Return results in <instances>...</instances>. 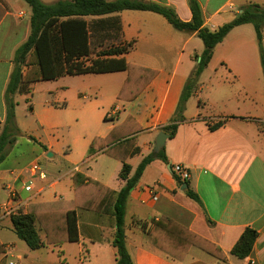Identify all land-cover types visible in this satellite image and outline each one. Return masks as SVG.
I'll use <instances>...</instances> for the list:
<instances>
[{
    "label": "crops",
    "instance_id": "0c3cea01",
    "mask_svg": "<svg viewBox=\"0 0 264 264\" xmlns=\"http://www.w3.org/2000/svg\"><path fill=\"white\" fill-rule=\"evenodd\" d=\"M141 1L171 8L182 22L191 20L188 0ZM197 1L203 27L210 31L230 22L249 4L264 8V0ZM30 15V8L23 1L0 0V132L13 55L30 33ZM111 16L120 21V41H134L131 51L123 55L124 60L156 72L155 76L131 101L117 98L126 72L69 76L79 79L74 93L82 128L66 138L38 139L39 147L32 146L24 160L13 152L17 138L0 163V193L2 190L5 194L0 197V244L5 247V253H0V264H5L7 257L13 260L8 264H116L112 211L115 194L125 185L119 178L122 165L130 167L131 177L141 161L155 152L156 139L159 133H165L162 128L176 111L196 65L194 56L201 54L203 44L196 33L176 31L162 16L152 12L123 11L108 17ZM254 39L253 26L244 24L233 28L215 46L210 62L198 78L194 95L185 104L184 121L175 135L164 142L167 162L152 161L131 189L126 200L124 231L125 246L133 264H264V73L255 56L248 66L239 55L243 47H252ZM63 79L44 82L59 83ZM37 83L42 82L31 84L30 90ZM64 85L68 84L64 82L56 89H68ZM46 92L53 94L50 88ZM18 95L25 94H15L13 99ZM115 106L120 111L111 115ZM128 119L131 122L123 131L139 129L126 137L134 139L136 149L124 163L104 153L118 141L90 152L94 139L107 137ZM216 123L221 126L210 131L209 126ZM16 124L21 135L17 120ZM39 124H43L42 119ZM122 151L116 146L113 153L121 156ZM32 163H39L47 178L35 179L33 190L24 192L21 184L28 179L25 170ZM175 165L186 168L188 180L182 181L174 174ZM75 173L101 186L97 197L90 196V202L98 210H74L77 242L45 244L30 250L16 237L11 215L4 210L9 196L7 186L18 192L19 214H26L28 209L42 204L73 201ZM105 190L109 194L101 202ZM187 191L198 196L201 204L190 199ZM60 221H64L63 214ZM151 221H171L212 243L226 255V263L195 247L188 249L181 262L174 260L149 243ZM36 228L45 243L46 235L38 222ZM246 228L255 230L257 237L250 255L241 260L230 255V251Z\"/></svg>",
    "mask_w": 264,
    "mask_h": 264
},
{
    "label": "trees",
    "instance_id": "16d2710c",
    "mask_svg": "<svg viewBox=\"0 0 264 264\" xmlns=\"http://www.w3.org/2000/svg\"><path fill=\"white\" fill-rule=\"evenodd\" d=\"M21 1L26 3L31 11L30 33L26 41L15 50L12 59L13 69L4 96L6 111L4 125L0 132V163L4 161L8 150L20 136L15 120L13 97L15 94H29L31 84L54 81L66 76L126 72V79L117 98L131 101L155 76L156 72L124 60L123 55L131 51L134 41L119 42L117 46L93 53L92 39L99 34L102 38L108 37L109 32L112 31L115 32V36L120 35V21L117 17H108L110 15L123 11L152 12L162 16L176 31L187 34L196 33L202 41L203 51L199 56H194L196 65L182 90L176 111L168 125L162 128V131L170 138L175 135L178 125L184 121L185 104L194 95L198 78L210 62L213 49L233 28L244 24L253 26L260 65L264 73V45H262L264 42V8L257 4L243 7L230 22L210 31L203 27V16L197 0H188L191 13L189 22H182L169 7L141 0H59L52 4H45L41 0ZM88 17L96 19L88 22L85 20ZM29 110H31L30 107ZM129 122H131L130 119L126 120L120 128L113 129L103 139H94L90 144V152L118 141L113 147L104 150V153L124 163L125 158L133 154L136 149L134 139H126V137L139 129L135 127L133 132L123 131ZM220 126L221 123H216L209 126V130L214 131ZM116 146L123 150L121 156L113 153ZM154 160L167 162L164 148L146 156L131 177H129L130 167L127 164L122 165L119 173V178L125 181V185L115 194L112 211L116 225L112 240L116 264H133L125 246L126 200L146 166ZM73 185L75 192L73 201L42 204L34 209H28L26 214L11 216L10 220L16 237L23 241L30 250L40 249L45 244L57 245L78 241L74 210L79 208L97 211V206L90 202V196L94 194L97 197L102 188L79 173L73 175ZM105 194H109V191L105 190L101 202L106 199ZM186 194L190 199L201 204L198 196L193 192L187 191ZM62 214L64 221L61 222ZM36 222L45 232V243L40 240ZM139 225L142 228L145 227L144 223H139ZM256 237L255 230L246 228L230 251V255L241 260L247 258L252 251ZM148 241L153 247L179 262L184 259L190 247H195L221 263H226V255L219 248L171 221H151ZM0 253H5V247L2 244H0Z\"/></svg>",
    "mask_w": 264,
    "mask_h": 264
},
{
    "label": "rangeland",
    "instance_id": "374dc122",
    "mask_svg": "<svg viewBox=\"0 0 264 264\" xmlns=\"http://www.w3.org/2000/svg\"><path fill=\"white\" fill-rule=\"evenodd\" d=\"M45 4H52L59 0H41ZM91 22V21H90ZM108 37L102 38L100 34L92 39V51L98 52L104 48L117 46L120 41V35L115 36V32H109ZM264 45V42H262ZM247 45L239 52L242 55L243 63L251 66L253 64V56H255L258 64L260 63L257 41H253L252 47ZM232 56V53L230 54ZM235 54L232 56L234 57ZM261 66V65H260ZM75 77H64L59 83L42 82L37 83L29 94L17 96L15 102V120L21 127V135L18 137V143L14 147V154L18 155L20 160L26 159L30 154L32 146H38V139L47 140L53 136L60 139L66 138L70 133L79 131L82 128V122L79 106L75 104L74 87H76ZM66 83L68 89H56L58 85ZM50 88L53 94L48 95L46 90ZM48 102V103H47ZM65 103V107H63ZM29 107L31 110H29ZM42 119L43 124H39ZM79 121V123L77 122ZM5 196L1 190V199ZM13 262L9 257L6 258L5 264Z\"/></svg>",
    "mask_w": 264,
    "mask_h": 264
},
{
    "label": "built area",
    "instance_id": "2783aa9c",
    "mask_svg": "<svg viewBox=\"0 0 264 264\" xmlns=\"http://www.w3.org/2000/svg\"><path fill=\"white\" fill-rule=\"evenodd\" d=\"M119 111L120 107L115 106L110 113L111 115H115ZM172 169L174 174L177 175L179 179H181L182 181L188 180L189 173L186 168L180 165H175ZM25 173L28 175V179L21 184L22 191L24 192H31L33 190L35 179L45 180L47 178V173L42 168V166H40L39 163H32L25 170ZM7 190L9 192V196L6 204L4 205V210L11 216L18 215L21 206V201L19 199L18 192L14 188L9 186H7Z\"/></svg>",
    "mask_w": 264,
    "mask_h": 264
},
{
    "label": "water",
    "instance_id": "95a60500",
    "mask_svg": "<svg viewBox=\"0 0 264 264\" xmlns=\"http://www.w3.org/2000/svg\"><path fill=\"white\" fill-rule=\"evenodd\" d=\"M168 137L169 136L163 132L159 133L155 143V152L159 151L163 147L164 142L168 139Z\"/></svg>",
    "mask_w": 264,
    "mask_h": 264
}]
</instances>
